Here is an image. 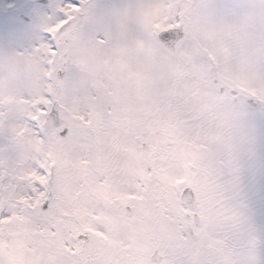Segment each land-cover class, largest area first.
I'll return each instance as SVG.
<instances>
[{
    "label": "snow or ice",
    "instance_id": "snow-or-ice-1",
    "mask_svg": "<svg viewBox=\"0 0 264 264\" xmlns=\"http://www.w3.org/2000/svg\"><path fill=\"white\" fill-rule=\"evenodd\" d=\"M31 27L0 49V264H264V0Z\"/></svg>",
    "mask_w": 264,
    "mask_h": 264
},
{
    "label": "rangeland",
    "instance_id": "rangeland-1",
    "mask_svg": "<svg viewBox=\"0 0 264 264\" xmlns=\"http://www.w3.org/2000/svg\"><path fill=\"white\" fill-rule=\"evenodd\" d=\"M36 1L0 0V49L22 50L35 42L31 25L38 5ZM21 15L29 18V22H25Z\"/></svg>",
    "mask_w": 264,
    "mask_h": 264
},
{
    "label": "water",
    "instance_id": "water-1",
    "mask_svg": "<svg viewBox=\"0 0 264 264\" xmlns=\"http://www.w3.org/2000/svg\"><path fill=\"white\" fill-rule=\"evenodd\" d=\"M27 20V18H25Z\"/></svg>",
    "mask_w": 264,
    "mask_h": 264
}]
</instances>
